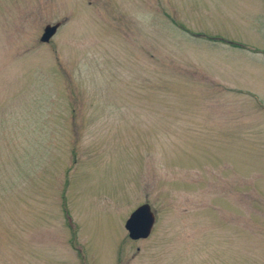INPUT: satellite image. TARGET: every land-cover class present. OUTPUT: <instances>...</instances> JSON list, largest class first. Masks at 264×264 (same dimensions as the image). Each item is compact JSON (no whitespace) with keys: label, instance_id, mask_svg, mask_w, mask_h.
I'll return each instance as SVG.
<instances>
[{"label":"rangeland","instance_id":"rangeland-1","mask_svg":"<svg viewBox=\"0 0 264 264\" xmlns=\"http://www.w3.org/2000/svg\"><path fill=\"white\" fill-rule=\"evenodd\" d=\"M232 42L264 52V0H0V264H264V57Z\"/></svg>","mask_w":264,"mask_h":264},{"label":"water","instance_id":"water-1","mask_svg":"<svg viewBox=\"0 0 264 264\" xmlns=\"http://www.w3.org/2000/svg\"><path fill=\"white\" fill-rule=\"evenodd\" d=\"M59 24L48 25L45 29V33L42 36L43 41H49L53 34L56 32ZM153 214L150 211L148 205L140 207L130 218L127 223V227L131 230V234L134 237L140 235H147L150 232L153 223ZM137 222V223H136Z\"/></svg>","mask_w":264,"mask_h":264}]
</instances>
